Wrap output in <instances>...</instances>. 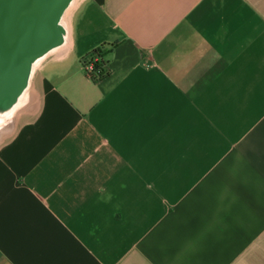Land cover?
<instances>
[{
    "label": "crops",
    "instance_id": "0c3cea01",
    "mask_svg": "<svg viewBox=\"0 0 264 264\" xmlns=\"http://www.w3.org/2000/svg\"><path fill=\"white\" fill-rule=\"evenodd\" d=\"M63 27L0 111V264H264V0H76Z\"/></svg>",
    "mask_w": 264,
    "mask_h": 264
},
{
    "label": "water",
    "instance_id": "95a60500",
    "mask_svg": "<svg viewBox=\"0 0 264 264\" xmlns=\"http://www.w3.org/2000/svg\"><path fill=\"white\" fill-rule=\"evenodd\" d=\"M72 0H0V111L25 89L33 64L60 45Z\"/></svg>",
    "mask_w": 264,
    "mask_h": 264
},
{
    "label": "built area",
    "instance_id": "2783aa9c",
    "mask_svg": "<svg viewBox=\"0 0 264 264\" xmlns=\"http://www.w3.org/2000/svg\"><path fill=\"white\" fill-rule=\"evenodd\" d=\"M100 59L101 58L99 55L94 53H91L89 56H86L82 59L84 72L90 79L94 81L101 79L105 74L103 65H100Z\"/></svg>",
    "mask_w": 264,
    "mask_h": 264
},
{
    "label": "bare ground",
    "instance_id": "6f19581e",
    "mask_svg": "<svg viewBox=\"0 0 264 264\" xmlns=\"http://www.w3.org/2000/svg\"><path fill=\"white\" fill-rule=\"evenodd\" d=\"M75 2H76V0H72L71 3H70V5H69V6L67 7V9L65 10V12H64V14H63V16H62V20H61L62 25H64V26L66 25V17H67V14H68L69 11L71 10V8L74 6ZM39 61H40V59L37 60V61L33 64V68L38 64Z\"/></svg>",
    "mask_w": 264,
    "mask_h": 264
},
{
    "label": "trees",
    "instance_id": "16d2710c",
    "mask_svg": "<svg viewBox=\"0 0 264 264\" xmlns=\"http://www.w3.org/2000/svg\"><path fill=\"white\" fill-rule=\"evenodd\" d=\"M92 53H94V54H98L99 55V57L101 58L100 59V65H103V63H104V61H103V56H104V51H103V49H102V47L101 46H99V47H97V48H95L93 51H92ZM99 65V64H98ZM105 74H106V71H105ZM105 74L103 75V76H105ZM102 76V77H103Z\"/></svg>",
    "mask_w": 264,
    "mask_h": 264
}]
</instances>
